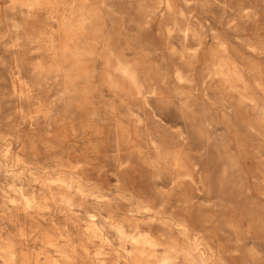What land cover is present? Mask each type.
I'll return each instance as SVG.
<instances>
[{"label":"rangeland","instance_id":"obj_1","mask_svg":"<svg viewBox=\"0 0 264 264\" xmlns=\"http://www.w3.org/2000/svg\"><path fill=\"white\" fill-rule=\"evenodd\" d=\"M0 264H264V0H0Z\"/></svg>","mask_w":264,"mask_h":264},{"label":"bare ground","instance_id":"obj_2","mask_svg":"<svg viewBox=\"0 0 264 264\" xmlns=\"http://www.w3.org/2000/svg\"><path fill=\"white\" fill-rule=\"evenodd\" d=\"M82 26V25H81ZM80 26V28H81ZM124 73H126V75L131 79V80H134V74L132 73L131 70H129L128 68H124L123 69Z\"/></svg>","mask_w":264,"mask_h":264}]
</instances>
